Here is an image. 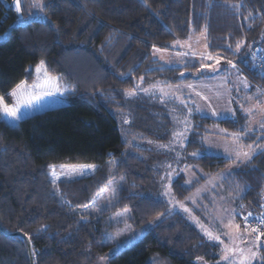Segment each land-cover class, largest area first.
Listing matches in <instances>:
<instances>
[{
  "label": "trees",
  "instance_id": "1",
  "mask_svg": "<svg viewBox=\"0 0 264 264\" xmlns=\"http://www.w3.org/2000/svg\"><path fill=\"white\" fill-rule=\"evenodd\" d=\"M12 2L0 0V96L12 104L15 98L8 93L22 81L29 88L43 82L44 73L36 72L41 61L48 76L68 91L52 89L61 105L14 125L0 110V223L31 237L35 264H97L109 248L104 236L115 227L106 221L112 210L130 209L135 227L167 210L166 201L147 194L162 174L159 153L133 143V136L164 140L172 120L144 91L128 93L159 82H191L197 75L191 69L198 67L195 62L167 65L153 50L172 49L176 39L206 28L210 53L235 61L264 88V0H42V10L32 7L34 0H21L20 13L8 8ZM194 122L185 151L201 150L194 161L207 174L227 168L234 160L209 153L204 135L216 124L243 131L239 120L196 113ZM64 163L97 169L53 184L51 167ZM111 163L123 179L118 199L112 210L95 215L89 209L112 179ZM199 182L188 184L180 175L173 189L186 198ZM229 182L243 224L242 213L259 214L264 203V150L235 169ZM0 264H30L23 237L0 230ZM109 264L227 262L219 244L174 212Z\"/></svg>",
  "mask_w": 264,
  "mask_h": 264
},
{
  "label": "rangeland",
  "instance_id": "2",
  "mask_svg": "<svg viewBox=\"0 0 264 264\" xmlns=\"http://www.w3.org/2000/svg\"><path fill=\"white\" fill-rule=\"evenodd\" d=\"M176 41H180V44H176ZM188 45H191V47L189 48ZM192 52H195L196 55H192ZM184 53L188 54L184 55ZM209 53L208 39L205 32L198 35H191L186 39H176L172 43V49L155 48L153 50V56L167 65L174 64L181 66L195 62L197 63L196 67H198L194 70L191 69L193 75L197 74L191 82L183 81L177 84H164L159 82L152 84L148 88H144L148 89L147 92L144 91V94L148 96L147 99L153 104L159 103L163 106L165 113L170 115L173 126L169 130L168 137L161 141L152 138H143L140 141L138 137L133 136V143L156 149L159 153V165L162 174L148 186L147 194L166 201L167 210L148 224L140 227L132 225L130 221V209L125 208L113 211L112 208L117 202L123 179L115 175L116 169L113 166L114 163H111L110 170L112 179L97 194L94 204L89 209L95 215L112 210L106 221H108L107 224L109 226L110 224L115 226L112 231L106 233L104 236L103 243L109 244V248L104 254L99 255L97 264H109L113 256L139 241L166 214H172L174 212L183 214L204 235L205 233L201 225L221 235L224 243H228V240L221 231L218 217H228L224 220V223L227 224L228 219L232 217L225 210L236 211L237 195L229 190V181L231 173L235 169H238L241 164L248 161L235 159L237 144L243 145L245 151H249L248 145H251L254 150L252 156L264 148V139L261 138V134H258L257 137L253 134L255 127H258L259 130L262 128L261 125H264V88L252 81L248 74L243 71V67L235 61H232L236 65V68L233 69L227 64V59L224 57L210 53L217 58H221L219 65H216L214 60H207L205 56L201 55ZM209 64L217 70L213 71L212 67H202V65ZM245 78L247 86H245ZM188 85H192V87L190 88ZM257 89L260 91L258 92ZM140 92L142 90L130 96H136ZM13 104L15 102L9 105L11 106ZM61 104L62 101L54 98L52 95H44L34 100L31 105H22L20 117L24 118L43 111L50 106H58ZM257 105L260 107H257ZM248 109H252V111L249 112ZM1 113L2 117L12 125L21 119L16 120L2 110ZM196 113L217 119L233 117L239 120L240 128L243 129V131H237V133L233 132L241 137L239 141L233 138V133L225 129H219L221 127L218 125H213L209 133L204 135V141L209 153L224 155L234 160L227 168H224L216 174L205 173L197 162L194 161L195 157L201 155V150L185 151V146L190 140V133L195 124L194 118ZM184 120L188 122L186 130L185 125L181 123ZM165 121L168 122V119H165ZM246 131L251 133H247ZM174 132H183V136L179 140H176L173 136ZM174 140L175 143H173ZM161 145H171V147H161ZM194 152L198 154L193 156L192 153ZM62 165L79 166L96 164L64 163L53 165L50 176L53 180L54 177L52 174L55 172L56 177H59L56 183L89 176L97 169V167L95 170L86 169L83 175L73 173L71 176H68L66 175V169L61 168ZM169 165L170 167H168ZM180 175L185 176V181L188 184L194 181H200L196 189L186 198H179L173 189V182ZM112 189L115 190L114 193L111 191ZM190 197L191 199H189ZM242 214L244 216L248 212ZM234 222L240 224L241 231H243L245 226L237 220L236 215ZM206 238L208 237L206 236ZM213 242L219 244L222 251L223 245L218 241ZM240 246L243 247L246 244H241ZM102 256L107 257V259L102 261L100 259ZM256 263L255 261L253 262V264Z\"/></svg>",
  "mask_w": 264,
  "mask_h": 264
},
{
  "label": "snow or ice",
  "instance_id": "3",
  "mask_svg": "<svg viewBox=\"0 0 264 264\" xmlns=\"http://www.w3.org/2000/svg\"><path fill=\"white\" fill-rule=\"evenodd\" d=\"M44 6L45 5L43 4L42 0H34V3L32 5V7L39 8L41 10ZM15 8L17 12L22 11L21 0H15ZM249 16H252V13H249ZM206 31L207 29L205 28V32ZM175 43L180 44V41H176ZM243 43V41L237 42L235 47L236 52L240 51ZM188 47L190 48L191 45H188ZM205 47H207V45H205ZM229 47L231 46L229 45ZM187 54L188 53H184V55ZM191 54L196 55L195 52H192ZM201 55L205 56L207 60H214L216 65H219L220 63L221 58H217L210 53ZM227 64L233 69L236 68V65L231 60H228ZM202 67H212L213 71L217 70L210 64L202 65ZM237 71L239 70L237 69ZM36 72L44 73L43 82L37 83L29 88L26 83L22 81L16 86V88L8 93L10 97L15 98V104L10 106L5 102L4 97L0 96V110H2L7 115L15 118L16 120H19L21 118L20 109L22 105H31L34 100L39 99L41 96L52 94V89H55V91L57 92L68 91L67 88H61L57 79L48 76L44 61L40 62V66L36 68ZM244 82L245 86H247L246 78ZM188 87L191 88L192 85H188ZM142 91L147 92L148 89H142ZM161 91H163V89H161ZM257 91L259 92L260 90L257 89ZM128 94L135 95V89L130 90ZM257 107L260 106L257 105ZM248 111L251 112L252 109H248ZM181 123L185 125L186 130L188 123L187 120L181 121ZM261 127L264 128V125H261ZM173 136L176 138V140H179L183 136V132H174ZM232 136L236 141H239L241 139V137L235 133H233ZM173 143H175V140L173 141ZM161 147H171V145H161ZM248 149L249 151H245L243 145L237 144V149L235 150V159L241 161L250 160L252 158L254 150L252 149L251 145H248ZM197 154L198 153L195 152L192 153L193 156ZM96 167V165L61 166V168L66 169V175L68 176H71L73 173L83 175L86 169L95 170ZM168 167H170V165ZM52 175L54 177L52 183L55 184L56 180L59 179V177H56L55 172H53ZM111 191L114 193L115 190L112 189ZM189 199H191V197ZM181 207H183V205H181ZM241 207H243V205H241ZM186 211L188 210L186 209ZM225 211L228 212L229 216L232 218H229L228 223L225 224L224 220L228 217H218V223L220 224L221 231L223 232L224 237L228 240V243H224V240L221 239V235L217 234L210 228L201 225L202 230L209 240L218 241L223 245L221 251V260L227 262V264H253L254 261L257 262V264H264V252L261 251V249L264 248V213H260L254 216L252 212H248L246 216L242 217L245 221V227L243 231H241L240 224L234 222L235 215H240V213L236 212L235 210ZM249 218H254L257 221L256 227H251V225L249 224ZM29 239H31V237H29ZM241 244H246V246L242 247L240 246ZM100 259L103 261L106 260L107 257L102 256L100 257Z\"/></svg>",
  "mask_w": 264,
  "mask_h": 264
},
{
  "label": "water",
  "instance_id": "4",
  "mask_svg": "<svg viewBox=\"0 0 264 264\" xmlns=\"http://www.w3.org/2000/svg\"><path fill=\"white\" fill-rule=\"evenodd\" d=\"M0 230H1L4 234H6V235H8V236H21V237H23V238L26 240V242H27V247H28V254H29L30 264H35V263H34V254H33V248H32V242H31V239H29V237H28L24 232H22V231H14V232L9 231V230L5 229V228L1 225V223H0Z\"/></svg>",
  "mask_w": 264,
  "mask_h": 264
},
{
  "label": "built area",
  "instance_id": "5",
  "mask_svg": "<svg viewBox=\"0 0 264 264\" xmlns=\"http://www.w3.org/2000/svg\"><path fill=\"white\" fill-rule=\"evenodd\" d=\"M10 7H12L13 9L15 8V0H13L11 5H8V8H10ZM260 213H264V203H263L262 209L259 212V214ZM255 215H257V214H254V216ZM243 224L245 225V221L244 220H243ZM249 224L251 225V227H256L257 226V221L254 218H249Z\"/></svg>",
  "mask_w": 264,
  "mask_h": 264
},
{
  "label": "crops",
  "instance_id": "6",
  "mask_svg": "<svg viewBox=\"0 0 264 264\" xmlns=\"http://www.w3.org/2000/svg\"><path fill=\"white\" fill-rule=\"evenodd\" d=\"M233 118V117H232ZM216 125H218V124H216ZM219 126V125H218ZM221 127V126H220ZM219 129H223L224 130V128H219ZM226 130V129H225ZM228 131V130H227ZM230 132V131H229ZM247 132V131H246ZM230 133H233V132H230ZM247 133H251V132H247ZM256 137L258 136V134H261V138H263L264 139V128H260L259 130H258V127H255L254 128V133H253ZM262 150H264V148L263 149H260L259 151H257V153H259L260 151H262ZM257 153H255V155L257 154ZM224 156V155H223ZM253 157V156H252ZM249 161V160H248Z\"/></svg>",
  "mask_w": 264,
  "mask_h": 264
}]
</instances>
